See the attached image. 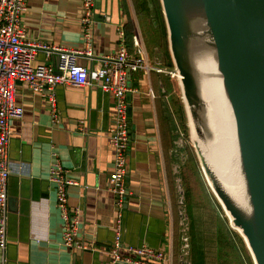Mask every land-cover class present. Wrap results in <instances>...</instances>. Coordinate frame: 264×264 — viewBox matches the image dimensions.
Segmentation results:
<instances>
[{
  "label": "crops",
  "instance_id": "obj_1",
  "mask_svg": "<svg viewBox=\"0 0 264 264\" xmlns=\"http://www.w3.org/2000/svg\"><path fill=\"white\" fill-rule=\"evenodd\" d=\"M22 20L26 39L63 49L86 50L82 33V0H27ZM97 23L90 53L78 64L101 67L103 57L119 50L121 31L130 28L128 0H96ZM134 35L127 44L134 51ZM140 41L142 39H139ZM143 41V40H142ZM155 61L156 69L168 70ZM57 65L55 56L39 53L34 65ZM174 69V68H172ZM168 75L142 71L131 75L128 93L130 149L127 156L129 195L123 210L126 245H147L173 263L174 184L170 166L180 162L168 128ZM56 114L48 95L18 84L17 103L25 112L12 123L8 181V245L0 264H105L114 243L118 208L110 191L114 150L109 142L114 96L99 87L61 85L55 90ZM53 155H56L54 157ZM77 183L68 187V206L80 210L78 235L91 250L62 246V217L54 185L49 181L54 159ZM173 175V176H172ZM176 176V175H175Z\"/></svg>",
  "mask_w": 264,
  "mask_h": 264
},
{
  "label": "water",
  "instance_id": "obj_2",
  "mask_svg": "<svg viewBox=\"0 0 264 264\" xmlns=\"http://www.w3.org/2000/svg\"><path fill=\"white\" fill-rule=\"evenodd\" d=\"M160 1L201 169L254 263L264 264V0ZM219 85L235 123L242 204L204 153L214 133L203 91Z\"/></svg>",
  "mask_w": 264,
  "mask_h": 264
},
{
  "label": "built area",
  "instance_id": "obj_3",
  "mask_svg": "<svg viewBox=\"0 0 264 264\" xmlns=\"http://www.w3.org/2000/svg\"><path fill=\"white\" fill-rule=\"evenodd\" d=\"M27 10V0H0V251H5L8 245V181L13 167L10 159L12 123L22 120L25 112L16 100L17 86L23 83L36 94L48 95L53 114H56L55 90L58 86L68 84L99 87L115 99L113 126L109 132V142L114 150L110 191L115 197L119 214L114 243L106 254L105 264H165V253L147 245H126L123 240V210L129 195L127 156L131 142L127 96L131 92L133 73L142 71L149 74L155 71L179 78L178 73L175 69L168 71L154 68L145 46L137 37L133 39L134 51L130 52L124 30L120 33L119 50L114 55L103 57L101 67L88 69L79 65V57H92L89 48L98 20L96 0H82V33L87 45L83 51L28 41L22 27ZM39 53L57 57L58 64L34 65ZM54 160L49 181L54 185L61 212L62 246L66 249L91 250L90 245L79 239L80 210L71 211L68 206V187L77 183L67 176L59 159Z\"/></svg>",
  "mask_w": 264,
  "mask_h": 264
},
{
  "label": "rangeland",
  "instance_id": "obj_4",
  "mask_svg": "<svg viewBox=\"0 0 264 264\" xmlns=\"http://www.w3.org/2000/svg\"><path fill=\"white\" fill-rule=\"evenodd\" d=\"M152 1L128 0V19L133 34L141 35L139 39L143 40L150 63L165 64L164 53L171 58L167 27L161 1L155 0V5ZM168 78V128L180 158L179 164L174 162L170 166L171 173H175L174 184L170 178L174 220L172 264H255L244 238L232 227L203 174L179 78L169 75ZM181 105L187 130L180 119Z\"/></svg>",
  "mask_w": 264,
  "mask_h": 264
},
{
  "label": "bare ground",
  "instance_id": "obj_5",
  "mask_svg": "<svg viewBox=\"0 0 264 264\" xmlns=\"http://www.w3.org/2000/svg\"><path fill=\"white\" fill-rule=\"evenodd\" d=\"M203 94L208 103L210 124L214 133L210 151L204 153L224 186L242 204L244 191L238 177L235 123L231 108L221 85L205 88ZM229 218L231 219L230 216Z\"/></svg>",
  "mask_w": 264,
  "mask_h": 264
},
{
  "label": "trees",
  "instance_id": "obj_6",
  "mask_svg": "<svg viewBox=\"0 0 264 264\" xmlns=\"http://www.w3.org/2000/svg\"><path fill=\"white\" fill-rule=\"evenodd\" d=\"M152 2H153L154 5H155V0H153ZM155 9H157L156 6H155ZM159 17H160V16H159ZM160 18H161V17H160ZM161 20H162V19H161ZM163 24H164V22H163ZM128 27H129V26H128ZM128 27H126V29L124 28V31H125V35H126V41H127L128 46H129V44L131 43L130 41L132 40L134 34H133L132 26L130 25V28H128ZM167 57H168V60H169V62H168V66L171 67V68H174V67H173V62H172L171 58L169 57L168 53H167ZM180 119H181V123H182L184 129L187 130V127H186V115H185V111H184L182 105H181V107H180ZM186 130H185V131H186Z\"/></svg>",
  "mask_w": 264,
  "mask_h": 264
}]
</instances>
